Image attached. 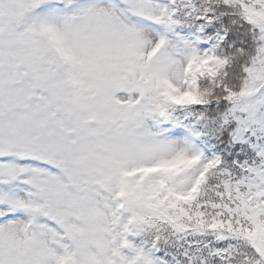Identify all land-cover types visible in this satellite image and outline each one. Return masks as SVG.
I'll use <instances>...</instances> for the list:
<instances>
[{"label": "snow or ice", "instance_id": "snow-or-ice-1", "mask_svg": "<svg viewBox=\"0 0 264 264\" xmlns=\"http://www.w3.org/2000/svg\"><path fill=\"white\" fill-rule=\"evenodd\" d=\"M0 264H264V0H0Z\"/></svg>", "mask_w": 264, "mask_h": 264}]
</instances>
